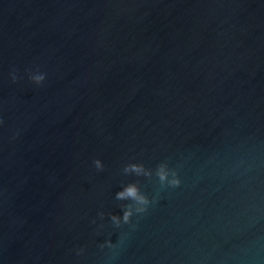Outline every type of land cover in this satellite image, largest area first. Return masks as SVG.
Returning a JSON list of instances; mask_svg holds the SVG:
<instances>
[{"label": "water", "instance_id": "water-1", "mask_svg": "<svg viewBox=\"0 0 264 264\" xmlns=\"http://www.w3.org/2000/svg\"><path fill=\"white\" fill-rule=\"evenodd\" d=\"M0 264H264V0H0Z\"/></svg>", "mask_w": 264, "mask_h": 264}, {"label": "clouds", "instance_id": "clouds-1", "mask_svg": "<svg viewBox=\"0 0 264 264\" xmlns=\"http://www.w3.org/2000/svg\"><path fill=\"white\" fill-rule=\"evenodd\" d=\"M45 74L36 70L35 72H29V79L32 83L40 86L45 81ZM11 79L15 83L18 79L15 70L12 71ZM93 164L97 171L104 170V164L100 159H95ZM124 175H135L137 177L152 178L153 175L157 178L161 188L175 189L180 187L182 181L179 172L176 168L169 167L167 162L159 163L155 170L147 168L143 163H128L122 168ZM115 199L121 201L120 208L121 214H106L103 211L97 213V217L100 221H103L107 215L110 219L111 224L114 228L120 229L124 225H133V217L137 218V221L143 218V215L148 212L149 207L158 202L159 193L152 196L151 198L141 191V188L137 182L128 183L122 186L121 190L115 193ZM93 224H96V219L92 220ZM134 226V225H133ZM105 227L104 223L98 225V230ZM125 234L122 233L120 239L116 244L111 240H106L100 243L98 247L100 249H115L120 243L123 242ZM84 249L80 248L77 250V255L83 254Z\"/></svg>", "mask_w": 264, "mask_h": 264}]
</instances>
